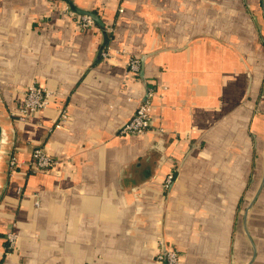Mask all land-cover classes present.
I'll list each match as a JSON object with an SVG mask.
<instances>
[{
	"label": "crops",
	"instance_id": "0c3cea01",
	"mask_svg": "<svg viewBox=\"0 0 264 264\" xmlns=\"http://www.w3.org/2000/svg\"><path fill=\"white\" fill-rule=\"evenodd\" d=\"M71 1L100 23L0 0V264H264V0ZM34 82L51 100L19 120ZM149 87L152 129L121 133Z\"/></svg>",
	"mask_w": 264,
	"mask_h": 264
},
{
	"label": "built area",
	"instance_id": "2783aa9c",
	"mask_svg": "<svg viewBox=\"0 0 264 264\" xmlns=\"http://www.w3.org/2000/svg\"><path fill=\"white\" fill-rule=\"evenodd\" d=\"M65 13L69 15H76L77 20L82 28H88L95 23L92 16L88 14H81L74 11L70 5H65ZM75 17V16H74ZM109 50L102 52L103 57H107ZM110 55V54H109ZM129 71L134 75H138L142 61L139 57H131L128 62ZM155 95L154 87H149L146 93V98L141 102V104L136 109L133 117L126 122L122 128L121 133L123 134H134V135H144L153 127V117H152V99ZM52 97V92L37 82H34L27 86L24 92L23 102L18 110V113H13V115L19 120H26L31 114L43 110L47 107ZM68 114L65 110H62L60 116V122L58 124L66 122ZM4 137L2 135V141ZM58 161L54 159L51 155L47 154L42 147H36L33 150L32 160L30 166L36 170H47L56 165ZM11 171H15L18 167V161L15 157H11L10 161ZM173 182V175L169 174L166 179L165 186L168 188ZM9 248H14L17 241V235L14 232H10L7 235ZM163 247V246H162ZM157 259L163 264H182L181 255L179 251L174 247H168L167 245L160 248L157 254Z\"/></svg>",
	"mask_w": 264,
	"mask_h": 264
},
{
	"label": "water",
	"instance_id": "95a60500",
	"mask_svg": "<svg viewBox=\"0 0 264 264\" xmlns=\"http://www.w3.org/2000/svg\"><path fill=\"white\" fill-rule=\"evenodd\" d=\"M81 14H88L90 16H92L94 19L99 20L98 16L96 14H94L93 12L90 11H86V10H81V9H77ZM2 135H3V127L0 123V154H1V145H2ZM263 183H264V176H263ZM254 200L251 202V204L248 206L247 210H246V214L245 216L247 217L248 211L249 209L252 207ZM255 250V247H254ZM256 252V251H255Z\"/></svg>",
	"mask_w": 264,
	"mask_h": 264
},
{
	"label": "rangeland",
	"instance_id": "374dc122",
	"mask_svg": "<svg viewBox=\"0 0 264 264\" xmlns=\"http://www.w3.org/2000/svg\"><path fill=\"white\" fill-rule=\"evenodd\" d=\"M67 14V13H66ZM70 18H72L73 20H75L77 23H78V25L80 26V24H79V22H78V20H77V16L76 15H69V14H67ZM75 16V17H74ZM95 24V23H94ZM93 24V25H94ZM92 25V26H93ZM92 26H90V27H92ZM81 27V26H80ZM90 27H88V28H86V29H89ZM82 28V27H81ZM82 29H85V28H82ZM107 49L105 48V49H103L102 51H101V55H102V52L103 51H106ZM103 57V56H102ZM108 57H110V55L108 54L107 55V58ZM103 58H105V57H103ZM8 165H9V170L11 171V168H10V164L8 163ZM174 248H176V247H174ZM177 249V248H176ZM178 250V249H177ZM179 251V250H178ZM180 253V252H179ZM181 255V254H180Z\"/></svg>",
	"mask_w": 264,
	"mask_h": 264
},
{
	"label": "trees",
	"instance_id": "16d2710c",
	"mask_svg": "<svg viewBox=\"0 0 264 264\" xmlns=\"http://www.w3.org/2000/svg\"><path fill=\"white\" fill-rule=\"evenodd\" d=\"M66 1H68V2L71 4V6H72L73 9H75L77 12H79V11L77 10L78 8L72 4V1H71V0H66ZM79 13H80V12H79ZM94 20H95V22H96V19H94ZM97 22H99V20H97ZM99 23H100V22H99ZM108 41H109V40H107V43H108Z\"/></svg>",
	"mask_w": 264,
	"mask_h": 264
}]
</instances>
